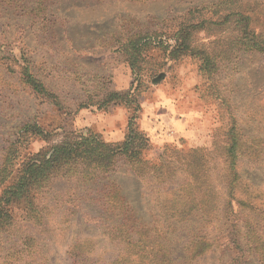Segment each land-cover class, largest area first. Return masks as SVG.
Returning <instances> with one entry per match:
<instances>
[{
    "label": "rangeland",
    "instance_id": "1",
    "mask_svg": "<svg viewBox=\"0 0 264 264\" xmlns=\"http://www.w3.org/2000/svg\"><path fill=\"white\" fill-rule=\"evenodd\" d=\"M243 17L263 46L264 0H0V46L12 48L18 58L11 65L17 69L23 64L22 53L62 102L61 107L52 104L19 72L0 64V164L25 124L37 123L50 136L29 131L23 146L30 153L49 148L69 132L97 133L121 143L128 118L136 113L150 137L142 158L159 170L156 176L142 168L137 173L118 157L107 174L116 184L110 201L101 178L82 185L76 200L74 185L56 179L37 198L44 216V222L35 224L38 228L14 214L18 230L0 233V264H112L118 256L133 264L138 257L131 254L140 248L132 240L143 232L155 238L159 234L176 264H229L222 249L227 229L244 240L247 259L241 264H262L246 224H240L242 232L234 228L239 218L231 208L232 175L228 177L226 163L232 132L257 144L258 153L242 152L236 162L240 183L235 195L246 198L240 185L252 182L259 186L255 203L264 205V49L241 41L234 20ZM182 21L200 25L192 35L200 54L169 59L159 48L145 50L141 80H135L116 49L119 42L148 31L172 38ZM131 83L134 104L80 107L89 100L84 92L103 93L104 87L124 91ZM135 104H140L137 111ZM108 202H122L131 219L109 213ZM232 207L239 212L236 201ZM260 224L264 226L263 218ZM27 232L33 238L28 240ZM199 236L212 246L192 259L197 250L191 243ZM149 245L157 250L156 243ZM82 254L87 258L77 257Z\"/></svg>",
    "mask_w": 264,
    "mask_h": 264
},
{
    "label": "trees",
    "instance_id": "2",
    "mask_svg": "<svg viewBox=\"0 0 264 264\" xmlns=\"http://www.w3.org/2000/svg\"><path fill=\"white\" fill-rule=\"evenodd\" d=\"M233 16L237 15L234 14ZM246 19L243 17L234 20L240 25V32L243 36L241 41L243 42L244 40L245 44L252 48L264 49V41L262 46L259 41L261 39L260 35L249 30ZM198 29H200L198 23L192 24L182 21L173 33L172 38L171 36L163 38V34L158 31L135 32L120 41L116 49L125 56L135 80H141L142 68L140 62L145 60V57H142L145 56V50L159 48L167 53L169 59H178L184 54H200V46L193 44L194 40L192 38L193 32ZM5 48L7 47L3 48V46H0V64L5 65L6 69L13 73L19 72L22 80L32 87L34 92L49 97L52 104L61 107L62 102L58 99V96L48 89L46 84L33 72L29 64L30 60L20 53V56L24 57L25 60L23 64L19 63L18 68L15 69L11 63L12 61L18 63L17 54L12 51V48L8 50ZM129 87V89L124 91L109 90L104 87L103 93L93 95L89 92H84L85 99L89 100L83 101L80 107H88L92 105L91 102H95L94 105H98L99 108L111 103L118 104L119 101L124 102L126 105L134 104L136 100L132 95L134 90L133 83ZM135 105L134 110H139L140 104ZM138 119L139 115L136 113H133L128 118V134L121 143L109 142L97 133L77 134L69 132L61 141L52 144L49 148L30 153L24 152L23 146L24 137L29 131L36 136H42L44 139H49L50 136L37 123L22 126L16 133V137L6 147L0 164V185H5L0 196V233L11 234L18 230V223L15 221L14 214L20 215L22 222L28 223L34 229L38 228L35 224L44 222V216L43 209L37 198L56 179H63L71 186L74 185L76 200L79 197L77 190L82 185L90 186L92 182L101 178V180H104L103 188L108 189L105 194L107 193L108 201H110L109 199L116 195L112 194L116 184L108 179L107 174L115 168L118 157H124L129 163L131 170L138 173L139 171L141 172L142 168L143 171L156 176L159 170L154 169L152 164L147 165V161L142 158L143 152L150 147V137L148 132L139 125ZM233 133V137L225 145V149L227 150L228 177L232 175L229 184L231 208L232 212L239 218V223L235 224L234 228H239V231L242 232L240 224H246L244 228L246 229V234L249 232L250 237L248 240L251 248L260 255L262 264H264V226L260 224V219H264V208H259V206L264 207V205L256 204L254 201L257 197L254 194L258 191L259 186L252 182L246 185L241 183L240 188L247 197L235 195V186L240 183L238 182L239 169L236 162L242 152L250 151L249 154L258 153L257 144L255 142L248 144ZM8 181L9 184L7 185ZM120 198L122 197L119 196L118 199L120 200ZM233 201L237 202L238 213L232 207ZM105 205L109 213L124 216L125 219L123 221L126 218L128 220L131 219V213H128L127 207L122 202H111ZM77 206V202L73 204V208ZM14 207L18 209L17 213L14 212ZM69 210H72V208ZM227 211L231 213V210ZM122 225L133 227L128 223H123ZM120 227L118 226L116 230ZM154 229L157 230V227L155 226ZM233 234L234 230L227 229L225 231L227 242H225L222 249L230 257L229 264H241L247 259L245 258L244 240ZM157 237L149 236L146 232H143L138 239L132 240L133 245L140 248L139 251L131 254L138 257L137 262L133 264H176L175 259H172L170 254L163 250L159 234ZM26 238L29 240L33 237L27 232ZM149 242L156 243L157 250H149ZM191 244L197 250L190 254L192 259L204 253L209 246H212L206 236H199ZM230 251L232 254H230ZM77 257L87 258L83 254ZM127 260L129 259H126L125 256L122 258L118 256L116 260L112 261V264H130Z\"/></svg>",
    "mask_w": 264,
    "mask_h": 264
}]
</instances>
